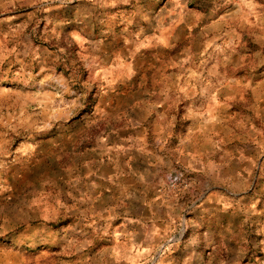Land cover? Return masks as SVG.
Returning <instances> with one entry per match:
<instances>
[{"label": "rangeland", "instance_id": "374dc122", "mask_svg": "<svg viewBox=\"0 0 264 264\" xmlns=\"http://www.w3.org/2000/svg\"><path fill=\"white\" fill-rule=\"evenodd\" d=\"M187 258L264 264V0H0V264Z\"/></svg>", "mask_w": 264, "mask_h": 264}, {"label": "crops", "instance_id": "0c3cea01", "mask_svg": "<svg viewBox=\"0 0 264 264\" xmlns=\"http://www.w3.org/2000/svg\"><path fill=\"white\" fill-rule=\"evenodd\" d=\"M212 243L208 240L205 233L200 232L195 234L194 232H191L187 237L186 240L183 243V248L189 252V250H193L192 256L199 255L201 250L203 252L207 251V247H210ZM190 262V259L187 258L184 261V264H188ZM203 262L200 261L198 264H202Z\"/></svg>", "mask_w": 264, "mask_h": 264}, {"label": "built area", "instance_id": "2783aa9c", "mask_svg": "<svg viewBox=\"0 0 264 264\" xmlns=\"http://www.w3.org/2000/svg\"><path fill=\"white\" fill-rule=\"evenodd\" d=\"M185 185V179L182 174L170 172L165 175L164 188L167 192H178Z\"/></svg>", "mask_w": 264, "mask_h": 264}]
</instances>
